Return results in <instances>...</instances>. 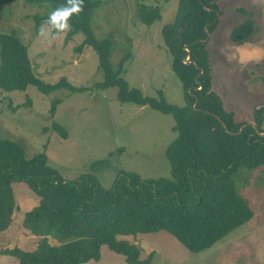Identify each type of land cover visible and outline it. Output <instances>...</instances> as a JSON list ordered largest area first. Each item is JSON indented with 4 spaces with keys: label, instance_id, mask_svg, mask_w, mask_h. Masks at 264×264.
Segmentation results:
<instances>
[{
    "label": "rangeland",
    "instance_id": "374dc122",
    "mask_svg": "<svg viewBox=\"0 0 264 264\" xmlns=\"http://www.w3.org/2000/svg\"><path fill=\"white\" fill-rule=\"evenodd\" d=\"M100 1L91 25L98 39L111 34L112 68L116 70L127 57L120 76L129 87L154 98L161 92L168 103L183 106L184 89L171 68L172 57L161 32L162 26L173 20L178 0ZM216 1L220 14L206 45L211 89L221 98L225 111L234 114L235 121L254 123L255 110L263 109L264 116V0ZM139 4L159 7L160 18L150 25L141 23ZM45 11L24 0L5 3L0 10V32L14 30L27 45L37 77L46 82L65 77L87 90L71 93L59 89L44 95L32 85L21 91L0 89V139L20 143L27 156L45 151L48 164L64 179L93 173L104 188L111 186L120 171L137 173L141 179L171 180L165 151L177 136L172 130V115L148 105L121 103L116 87L97 89L96 82L103 80L97 53L87 45L77 50L84 37L76 33L66 38L65 23L56 30L55 22L43 23L36 30L33 15ZM246 18L254 20L257 31L242 43L229 40L231 29ZM54 98L60 102L51 116ZM53 122L66 130V138L51 130ZM261 127L264 130V120ZM95 161L98 164H92ZM95 165L102 168L94 169ZM233 182L251 217L203 251L191 252L165 230L118 235L117 239L134 244L140 261L151 254L150 264H264V166L240 169ZM12 190L15 208L10 224L0 232V264H18V257L6 250H33L39 239L23 224L25 213L37 205L38 197L22 181L13 182ZM99 251L97 261L80 264H128L123 255L106 245Z\"/></svg>",
    "mask_w": 264,
    "mask_h": 264
},
{
    "label": "trees",
    "instance_id": "16d2710c",
    "mask_svg": "<svg viewBox=\"0 0 264 264\" xmlns=\"http://www.w3.org/2000/svg\"><path fill=\"white\" fill-rule=\"evenodd\" d=\"M13 1L0 0V10L3 4ZM212 1L178 0L173 20L162 26L163 40L172 57L171 68L185 94V104L177 106L168 103L161 92L159 98H154L129 87L120 76L127 57L122 58L116 70L112 68L111 34L98 39L91 25L94 10L102 4L100 0H24L46 9L42 14L33 15L36 30L43 23L55 22L53 30L65 23L68 25L66 38L76 33L83 35L77 50L87 45L97 53V68L103 75V80L95 84L97 89L116 87L121 103L148 105L172 115V130L177 136L165 151L171 180L141 179L137 173L120 171L108 188L102 187L93 173L64 179L48 164L45 151L27 156L20 143L0 139V232L10 224L15 208L13 182H25L38 197L37 205L25 213L23 220L24 227L39 238L35 248L6 250L18 257V264L97 261L102 245L123 255L128 264H150L151 254L140 261L138 248L117 236L165 230L191 252H199L251 217L249 207L236 190L233 176L240 169L264 166V135L256 133L252 126H245L239 134H231L245 122L235 121L234 114L225 111L221 98L211 89L208 41L202 40L207 32L214 31L218 22L214 19L220 10L217 1ZM137 17L141 23L150 25L160 18L159 7L139 4ZM256 31L254 20L246 18L231 29L228 38L242 43ZM187 55L195 63H185ZM29 85L44 95L59 89L71 93L87 90L84 86H74L65 77L55 82L40 79L32 70L27 45L16 32H0V89L21 91ZM59 102L60 99H53L51 116ZM254 113V125L259 132H264L263 109ZM51 130L62 138L67 137L66 130L56 122ZM97 168L102 167L95 165L94 169Z\"/></svg>",
    "mask_w": 264,
    "mask_h": 264
},
{
    "label": "water",
    "instance_id": "95a60500",
    "mask_svg": "<svg viewBox=\"0 0 264 264\" xmlns=\"http://www.w3.org/2000/svg\"><path fill=\"white\" fill-rule=\"evenodd\" d=\"M215 1H216V0H213L212 3H214ZM218 15H219V14H218V12H217V15H216V16L218 17ZM217 17L214 19V21H216ZM205 31L207 32L206 27H205ZM208 36H209V33L207 32L206 37H205L202 41H203V42H206V41L208 40ZM184 49H186V46H184ZM184 62L187 63V64L195 63V62H192V61L190 60V56H189V55L186 56ZM201 72H202V71H201ZM195 104H196V101H195V103H194V106H195ZM257 108H259V106H258ZM216 118H217L218 120H220L218 117H216ZM222 125L224 126L223 123H222ZM245 126H252V127H254L256 133H258L259 135H264V132H259V131L257 130L256 126L254 125V123H253V122H250V121L245 122L244 124H242L237 132H231V134H239V133H241L242 130H243V128H244Z\"/></svg>",
    "mask_w": 264,
    "mask_h": 264
}]
</instances>
